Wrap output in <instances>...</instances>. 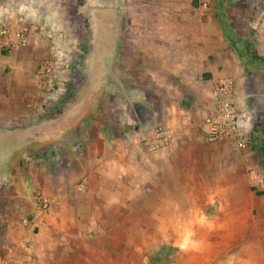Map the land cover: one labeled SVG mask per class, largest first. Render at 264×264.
<instances>
[{
  "label": "crops",
  "instance_id": "obj_1",
  "mask_svg": "<svg viewBox=\"0 0 264 264\" xmlns=\"http://www.w3.org/2000/svg\"><path fill=\"white\" fill-rule=\"evenodd\" d=\"M130 1L128 4L127 0H88L92 42L86 61L89 92L81 96L80 90V95L74 94L72 98L77 99H72V110H65L62 115H20L13 110L22 79L34 85V71L44 54L43 46L51 43L52 52V44L65 42L66 34L57 30L56 24L41 18L32 21L30 14L23 12L30 24H47L55 38L39 44L35 37L38 33H32L31 49L18 60L7 55L6 61L0 54V75L4 74L5 65H12L10 78L0 80V104L9 105L0 115V257L8 258L10 264H98L97 248L90 246L92 235L105 234L107 230L97 227V219H108L113 214L127 217L128 203L138 201L136 187L140 186V176L150 169H171L177 154L187 146L183 144L190 138L189 119L169 109L164 120L175 133L174 141L157 152L142 148L137 142L143 132L140 127L148 125L149 120L150 125L158 124L159 115H147V121L145 115H139L138 107L151 114L150 102L166 98L171 101L176 95L174 89L183 85L190 88L186 71L209 70L205 58L211 37L209 20L202 17L190 24L182 22L189 27L178 32V38L172 18L158 19L152 30L148 25L151 21L134 19L127 11L129 7L144 6L145 0H135V5L134 0ZM36 5L40 8L45 4L37 1ZM100 6L108 7L117 20L110 35L104 36L92 27L91 21ZM211 22L216 27L215 19ZM138 23V32L125 30V26ZM193 27L197 31L188 32ZM217 29L224 37L220 24ZM220 35H216L218 40ZM215 53L220 54L218 49ZM115 72L120 76L114 77ZM115 87L120 89L126 108L119 112L95 111L96 104L116 95ZM202 94L204 99L213 101L209 92L200 94L204 97ZM64 100L62 97V103ZM237 101L243 119L245 115L251 119L255 113L246 110L249 101L241 96H237ZM83 103L90 109L81 111L79 106ZM249 125L247 120V128ZM230 142L233 141L219 144ZM192 166L190 162L186 170L191 171ZM171 179L165 184L170 193L164 198L169 202L176 200L172 189L177 183ZM38 193L54 198L56 203L43 220L25 224L23 220L32 217ZM187 197L192 198L190 194ZM153 216L161 215L157 211ZM260 217H264V210ZM248 230L254 233H249L245 242L237 240L229 245L235 251L234 257L242 260L240 264H264V229L257 226ZM256 250L263 253L258 262L254 257Z\"/></svg>",
  "mask_w": 264,
  "mask_h": 264
},
{
  "label": "rangeland",
  "instance_id": "obj_2",
  "mask_svg": "<svg viewBox=\"0 0 264 264\" xmlns=\"http://www.w3.org/2000/svg\"><path fill=\"white\" fill-rule=\"evenodd\" d=\"M37 1H43L44 7L39 8ZM145 3L140 8L129 7L128 14L134 19L141 17L151 21L148 25L152 30L159 23L158 19L168 16L176 23L172 27L178 38L181 36L178 32L186 30L185 26L189 27L191 21L202 17L209 20L211 37L205 57L209 70L191 68L186 71L190 88L183 85L174 89L176 95L171 101L166 98L150 102L151 114L138 107L139 115H145L146 119L147 115H159L156 123L165 126L169 109L189 119L190 138L172 164L175 171L172 168L150 169L140 176V186L136 187L138 201L128 203L127 217L120 218L112 212L111 218L97 219V227H105L107 231L92 235L90 246L97 248L98 264H240L242 260L234 257L235 251L229 245L237 240L245 242L249 233H254L248 229L257 226L264 229V217H260V211L264 210V0H212L208 9H202L198 0H145ZM14 11L30 14L32 21L41 18L56 24L55 28L67 38L64 43L52 44V52L51 43L43 46L44 54L34 71V85L22 79L17 92L18 103L13 110L20 115H62L63 111L72 110L71 104L77 99L72 98L74 94L80 95V90L81 96L89 92L86 61L92 42L88 0H0L1 16ZM96 11L91 21L94 31L98 29L104 36L110 35L117 24L115 15L109 13L106 6ZM154 20L156 24L152 23ZM219 24L225 32L224 37L217 29ZM138 27L139 23L132 24V27L125 26V30L138 32ZM196 31V27L188 30ZM36 36L39 44L52 40L45 35ZM235 45L238 46L236 53ZM31 47L29 41L19 52L0 51V54L6 61L7 55L18 60ZM54 51L55 59L52 57ZM5 66L0 80L10 78L12 65ZM116 75L120 76L119 72L113 73L114 77ZM222 78L234 81L237 96L249 101L246 110L255 113L251 119L244 117L249 136L246 149L240 148L234 140L230 144H208L201 131L203 117L217 108L211 91ZM199 91L200 94L209 92L213 101L204 99ZM113 93L116 94L113 98L104 99L93 109L103 113L126 108L120 89L115 87ZM8 106L0 104V115ZM79 107L81 111L86 107L90 109L87 103ZM150 121L148 125L139 126L140 129L143 131L151 126ZM190 162L191 171L186 170ZM168 173L174 176L169 177ZM170 178L177 183L172 189L176 200L171 202L164 198L170 193L169 187H165ZM189 194L192 198L187 197ZM220 209L223 213L218 215ZM157 211L161 216L154 217ZM254 254L257 262L263 255L260 250Z\"/></svg>",
  "mask_w": 264,
  "mask_h": 264
},
{
  "label": "built area",
  "instance_id": "obj_3",
  "mask_svg": "<svg viewBox=\"0 0 264 264\" xmlns=\"http://www.w3.org/2000/svg\"><path fill=\"white\" fill-rule=\"evenodd\" d=\"M198 1L202 9H208L212 0ZM32 33L45 35L50 39L55 38V34L49 30L47 24L32 25L24 13L11 12L5 17L0 15V51L7 53L21 51L28 45ZM211 96L216 100L217 108L203 117L200 123L206 142L219 144L226 140H234L240 148L246 149L249 145L248 129L241 115L234 81L219 79L213 86ZM174 138L175 133L170 127L158 123L146 127L137 142L145 150L157 152L169 146ZM55 203L54 198L38 193L35 197L32 217L25 218L23 222L34 224L43 220ZM0 264H10V261L6 257H0Z\"/></svg>",
  "mask_w": 264,
  "mask_h": 264
},
{
  "label": "trees",
  "instance_id": "obj_4",
  "mask_svg": "<svg viewBox=\"0 0 264 264\" xmlns=\"http://www.w3.org/2000/svg\"><path fill=\"white\" fill-rule=\"evenodd\" d=\"M235 47H238L237 45H235Z\"/></svg>",
  "mask_w": 264,
  "mask_h": 264
}]
</instances>
